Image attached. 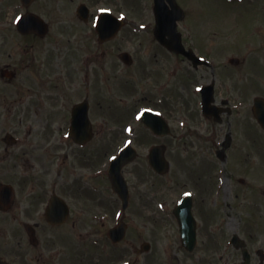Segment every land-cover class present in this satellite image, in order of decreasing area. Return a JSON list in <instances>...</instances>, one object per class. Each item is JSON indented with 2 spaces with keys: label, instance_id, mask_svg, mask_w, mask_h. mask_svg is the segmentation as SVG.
I'll use <instances>...</instances> for the list:
<instances>
[{
  "label": "flooded vegetation",
  "instance_id": "1",
  "mask_svg": "<svg viewBox=\"0 0 264 264\" xmlns=\"http://www.w3.org/2000/svg\"><path fill=\"white\" fill-rule=\"evenodd\" d=\"M106 3L112 5L114 1L0 0V264H108L99 261L102 255L98 251L94 257L82 254L91 246L103 253L110 248L111 253L105 257L117 259L118 246L108 238V233L118 226V216L124 214L125 203L109 176L110 163L106 165L109 156L106 155L104 162L103 145L105 151L115 153L127 146L134 147L137 152L134 162L143 156L141 151H150L155 146H164L167 154L178 138L183 141L182 136L190 130L192 121L207 134L215 133L221 161L212 163V177L216 179L214 194L219 201L234 191L235 178L230 177L231 172L248 171L257 173L258 181L259 177L261 181L264 179L262 162L235 163L228 158L226 151L235 146L238 129L246 130L248 111H242L247 107L241 101V91L239 95L231 85L222 86L223 80L217 76L218 65L211 59H205L207 64L200 68L206 67L208 75L211 71L212 77L206 84L214 86L212 105L221 114L219 120L216 119L219 116L202 115V96L192 91L203 80L195 78L189 84L193 109L191 112L183 109L179 89L181 69H178L183 62L172 51H155L154 56L160 57L157 63L153 58L152 66L135 63L137 55H147L145 51L129 53L131 62L123 65L129 72L140 67L139 72L124 76L123 81L132 86L126 82L118 84L116 59L123 52L103 51L96 28L103 8L119 14ZM131 29H134L132 25ZM116 40L109 44L114 45L111 49L119 47ZM195 52L200 55L199 51ZM190 65L193 71L199 68ZM140 70L144 71V81ZM141 84L145 90L140 93ZM107 85L111 86L110 90ZM86 90L90 91L89 95ZM104 110L106 118L114 116L113 124L104 118ZM147 110L160 115L150 120L151 125L169 130L170 134L158 135L142 122L140 114ZM99 114L102 115L97 120ZM197 114L203 119L201 123L194 119ZM205 120L212 126L205 125ZM253 121L256 124L252 117ZM139 127L144 130L142 134L138 133ZM256 128L262 131L259 126ZM256 128L258 139L252 143L263 150V135ZM120 139L122 143L118 144ZM134 162L123 169L129 190L128 208L134 191L126 173ZM135 179L138 181V177ZM240 183L245 185V179L241 178ZM259 183L261 186L249 195L256 199L254 208L263 212L264 181ZM103 186H108L105 195ZM240 189L243 193L244 189ZM195 207L194 200L196 211ZM106 224L107 244L103 246L97 236ZM212 229L209 227V234ZM73 243H76L73 246L78 251L76 255L70 251ZM259 243L260 247L253 249L248 248L246 241V247L252 261L264 264L260 255L264 253V241ZM220 248L226 251L221 252ZM232 249L243 259L242 250L228 240L227 246L219 243L217 248L222 264H230ZM198 250L197 246L196 254L192 255L196 256ZM94 258L97 261H92ZM128 258L125 263H130L126 262Z\"/></svg>",
  "mask_w": 264,
  "mask_h": 264
},
{
  "label": "rangeland",
  "instance_id": "2",
  "mask_svg": "<svg viewBox=\"0 0 264 264\" xmlns=\"http://www.w3.org/2000/svg\"><path fill=\"white\" fill-rule=\"evenodd\" d=\"M113 1L112 5L109 3L105 5L112 6L119 14L122 12L128 14V22L132 21L134 29H131L128 24L127 28H124L122 34L116 40L119 47L116 46L111 49L114 45L107 44L103 46V51H110V53L119 52V54L121 52L132 54L133 51L135 53L145 51L147 55H137L135 63L142 65L151 63L149 64L150 66L155 65L153 58L156 60L155 63H157V59L160 56H154V52L165 50L158 47L159 45L154 35L155 19L152 0ZM178 2L187 15V18L184 19L179 28L183 35L185 46L188 49L199 51L200 55L202 54L214 61L218 65L216 68L217 71L219 70L217 76H219L220 80H223L222 86L231 85L236 94L239 95V91H241L243 97L241 101L247 107L242 109V111H248L246 130L238 129L235 146L226 151L228 158L235 160V163L245 161L246 164L256 165L262 162L264 165V148L260 150L258 145L252 143L255 139H258V135L254 132V129L258 126L255 122H251L253 117L251 107L253 106L254 98H264V0H257L258 4L256 5L246 2L238 6L232 3L235 9L231 7V3H227L228 0H178ZM228 56L239 58L240 63L238 65H230L227 60ZM176 58L183 62L178 66V69H181V73H179V80L181 79L179 89L182 91V93L180 92V97L183 95V109L191 112L193 104L189 96V84H193V79L195 78L206 83L210 81L212 74L210 71L208 75L206 67L193 71L189 60L183 57V59ZM107 62L110 63V60ZM116 64L118 65L119 75L118 84L121 85L126 82L123 81L125 75L129 74L130 76L132 72H139L140 69L138 67L135 71L131 69L129 72L119 59H116ZM140 74L142 75L141 80L144 81V71L140 70ZM167 81L170 82L169 79ZM175 83L176 80H173L172 84ZM126 85H130L129 82H126ZM234 85H236V88H234ZM107 86L110 90L111 86ZM124 87L126 88V86ZM143 90H145L144 86L140 89V93ZM124 91L126 89L122 90V92ZM105 92L106 88L104 87L103 93L105 94ZM86 93L89 95L90 91L86 90ZM107 93L109 96L110 92ZM230 95L235 98L233 94ZM130 107L133 108L132 105ZM105 113L106 110H104V118L108 117ZM101 115L99 114L97 120ZM113 117L106 119L113 124ZM196 118H198L199 123L203 120L198 117V114L194 116L195 121ZM205 121L207 122L205 125L212 126L210 121ZM190 122V130L185 132L184 137L182 136L183 141L178 138L174 146L169 147L170 150L167 152V157L171 163V170L166 176H158L149 167L148 151H141L140 153L143 156L127 169L126 176L132 184L134 196L128 209L129 211L125 215L126 224L128 225L127 237L119 245L117 259L112 260L109 256L105 257L106 254L111 253L112 250L110 248H107V251L103 253L91 246L89 253L82 254L90 257L93 255L92 257H94L97 255L96 251H98L102 255L99 261H102V263L107 261L108 264H123L122 262L127 257H129V260L134 261V264H222L221 259L217 257L219 243L227 246V241L235 234L249 242L248 248L250 246L253 249L254 246L255 249L260 247V240L264 241V211H257L254 208L256 207L254 205L256 199L249 195V192L253 189H258V186H261L259 181L262 183L264 179L261 181L259 177L258 181L256 176L258 174L248 171L241 173L237 171L231 172L230 177L235 178L234 191L229 194L227 199L219 201L214 194L216 179L212 177V163L217 160L221 161L218 156L219 148L215 145V133L207 134L204 130H200V127L194 125L192 121ZM137 129L138 133L141 134L144 131L140 127ZM256 130L261 133L257 128ZM196 132H198V135ZM262 138L264 139V137ZM117 143H122L121 139ZM104 146L103 155L105 162L107 159L106 155L110 159V156L114 155L115 152L105 151ZM216 165H219V163ZM262 175H264V172ZM135 177H138V181ZM241 178L245 179V185L240 183ZM228 185L230 186L229 183ZM240 187L244 189L243 193ZM107 193L108 186H103V194ZM187 193L194 194L196 206L194 213L199 224V250L196 256L187 253L183 249L179 225L173 214L174 208ZM111 201L113 200L111 199ZM221 204L223 211L219 207ZM89 223L94 225L91 222ZM209 227L214 230L210 231L211 234L208 232ZM108 228L109 226L106 224L102 226V230H98L97 237L102 239L103 246L107 244L105 240H107L106 233ZM76 236H78V233H76ZM77 241H79L78 237ZM145 243H149L151 246L149 251L141 249ZM75 245L76 243H73L70 247V251L74 255L78 254V251L74 250L73 246ZM137 249L138 253L136 252ZM225 249H222L221 252L223 250L226 251ZM112 255L115 256V253ZM92 261L97 260L94 258ZM208 261H212V263ZM216 261H220V263ZM242 261L240 253L238 251L233 252L232 249L230 264H241ZM252 264H258V262L255 263L253 261Z\"/></svg>",
  "mask_w": 264,
  "mask_h": 264
},
{
  "label": "water",
  "instance_id": "3",
  "mask_svg": "<svg viewBox=\"0 0 264 264\" xmlns=\"http://www.w3.org/2000/svg\"><path fill=\"white\" fill-rule=\"evenodd\" d=\"M172 6L175 7L173 2H172ZM165 16L166 15L163 14L161 10L158 12V23H159L158 38H159L160 42L163 43L164 45H166L171 50L184 51L182 44H181L180 36L177 35L174 30L171 31L170 29H168V30L164 29V27H167V25H168L167 20L165 19ZM182 16H183V13L180 10H178V17L182 18ZM255 112H256V115H257L259 121H261V123L264 127V101L263 100L260 99L256 102ZM161 155H162V152H161ZM151 162L153 163V165L154 164L156 165V168L160 172H163V170H164V172H165V170L166 171L168 170L167 169L168 165L164 161L163 156L161 158H159V157L157 158L156 153H154ZM113 180H114V182H116V180L114 178H113ZM179 209L180 210L177 211L176 214L180 218L181 225H182V233H183V236L186 238V237H189L192 234V232L194 233V229H192L189 226V223L192 220L191 213H190V204H188L187 202L183 203ZM181 212H183V213H181Z\"/></svg>",
  "mask_w": 264,
  "mask_h": 264
}]
</instances>
